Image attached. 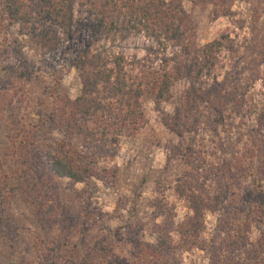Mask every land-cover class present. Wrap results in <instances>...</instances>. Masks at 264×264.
<instances>
[{"label": "rangeland", "instance_id": "374dc122", "mask_svg": "<svg viewBox=\"0 0 264 264\" xmlns=\"http://www.w3.org/2000/svg\"><path fill=\"white\" fill-rule=\"evenodd\" d=\"M183 5L191 20V44L204 47L224 34L232 39L207 82L222 96L235 94L224 122L215 123L209 108L221 107L224 99L184 114L188 81L178 82L170 100L160 105L148 94L142 100V129L126 132L117 154L101 159L95 177L77 185L48 175L36 156L27 161L31 145L48 151L65 141L82 154L83 141L69 138L59 118L48 120L51 114L62 116L68 102L82 94L75 67L80 52L105 49L142 59L152 42L145 37L113 41L77 7L74 30H58L61 45L51 51L40 37L54 29L49 22L26 27L0 14V189L7 193L0 263L83 264L95 251L92 264H164L147 245L165 236L175 245L170 264H214L200 247L209 248L220 215L227 213L238 236L245 237L240 241L248 244L231 257L233 264H264V216L255 200L264 197V0H185ZM168 54L181 50L171 46ZM241 93L244 97L236 96ZM236 105L245 109L243 117L233 114ZM178 110L181 123L172 119ZM191 173L199 176L201 195L212 199L226 189L229 195L217 212H206L199 238L187 237L192 212L176 192L180 179ZM102 248L104 253L98 251Z\"/></svg>", "mask_w": 264, "mask_h": 264}, {"label": "trees", "instance_id": "16d2710c", "mask_svg": "<svg viewBox=\"0 0 264 264\" xmlns=\"http://www.w3.org/2000/svg\"><path fill=\"white\" fill-rule=\"evenodd\" d=\"M184 1L3 0L0 14L10 24L27 27L40 20L49 22L54 27L40 36L42 44L51 51H57L61 45L58 30L68 34L74 30L77 7L84 11L86 9L94 29L104 30L113 41L117 37L122 40L145 37L152 42L147 48V55L142 59H129L123 53H110L105 49L96 52H92L90 48L83 49L75 63L81 73L82 94L78 99L68 102V109L62 116L51 114L48 120L49 123L58 118L63 121L62 130L67 132L69 138H80L84 151L79 154V151L68 147L65 141L57 142L48 151H42L38 145H31L27 161L36 156V161L41 160L40 167L51 177L68 179L72 185L86 183L95 177L96 163L117 154L120 140L126 132L135 135L142 129L143 98L148 94L153 95L160 105L170 100L173 87L180 81L189 82L185 115L193 113L200 103L206 102L210 106L211 100L224 99L221 107L213 104L209 107L214 122H224L226 109L228 110L226 104L235 103V94L225 92V96H222L220 91L213 92L212 86L207 82L215 76L222 53L231 48L232 39L230 35L224 34L204 47L191 44V20L184 8ZM197 1L208 4L216 0ZM219 1L226 4L229 0ZM171 46L179 47L181 54L170 56L168 52ZM244 95L241 93L236 96ZM232 112L235 116L245 115V109L241 107L232 109ZM182 115L183 111L178 110L172 119L181 123ZM260 118L264 119V113ZM45 125L48 126L47 123ZM179 182L176 192L187 202L192 212L186 220L187 237L199 238L206 229V212H217L219 206L227 203L228 189L211 199L200 194L204 187L195 173L188 174L186 179L182 178ZM6 197V191L0 189V211L4 210L2 204ZM257 198L256 203L264 216V197ZM2 214L4 213L1 211L0 228L2 227L3 232L5 215ZM233 223L234 219L229 214L222 213L211 245L209 248L200 247L210 253L214 264H233L231 257L248 247L246 239L240 241L245 237L238 236ZM16 245L14 241L9 243L14 252ZM147 246L152 248L159 261L171 263L170 257L175 245L169 238L163 236L155 246ZM146 250L149 248L139 250L136 257L143 258ZM98 251L104 253V248ZM95 256V251L87 255L83 264H92ZM47 258L49 260L50 256Z\"/></svg>", "mask_w": 264, "mask_h": 264}]
</instances>
